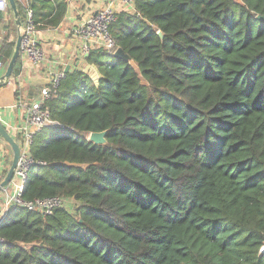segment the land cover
Here are the masks:
<instances>
[{"label": "trees", "instance_id": "1", "mask_svg": "<svg viewBox=\"0 0 264 264\" xmlns=\"http://www.w3.org/2000/svg\"><path fill=\"white\" fill-rule=\"evenodd\" d=\"M90 1V0H87ZM37 31L66 0H15ZM10 15V14H8ZM264 0H135L45 107L0 264H264ZM22 20V18H21ZM163 33V38L158 36ZM14 41L0 45L7 65ZM18 58L12 77L19 75ZM107 132L105 145L85 136Z\"/></svg>", "mask_w": 264, "mask_h": 264}, {"label": "built area", "instance_id": "2", "mask_svg": "<svg viewBox=\"0 0 264 264\" xmlns=\"http://www.w3.org/2000/svg\"><path fill=\"white\" fill-rule=\"evenodd\" d=\"M134 3L135 0H112L109 4L84 19L75 27L73 34L80 41V55L82 58L86 57L94 49H102L111 56L114 54L117 48L112 39L109 27L115 21V6L119 5L123 10L130 12ZM8 11L7 0H0V14H6ZM20 35L19 60L22 63L23 61L28 63L31 67H37L43 64L46 60L45 53L37 40L33 12L27 8L23 12ZM1 67L2 63L0 61V76L2 75ZM64 78V69H47L45 84L40 89L39 99L31 101L27 105L17 103L11 107L17 108L20 106L24 109L21 121L12 128L13 139L19 147L20 155L14 178L0 193L3 195L0 207V216L3 217L0 218V224L10 211L15 208L27 212H40L45 216H52L55 210L64 204L63 200L59 197L35 199L30 202L23 201L21 198L30 171L35 167L44 166V163L32 159L31 146L35 136L43 128L54 125L50 112L45 107V104L50 100L51 96L56 94ZM18 82L19 75L11 77L6 81L5 85L15 89L16 83ZM2 125L5 127L3 123ZM2 243L3 240L0 239V244ZM261 251H264V245Z\"/></svg>", "mask_w": 264, "mask_h": 264}, {"label": "crops", "instance_id": "3", "mask_svg": "<svg viewBox=\"0 0 264 264\" xmlns=\"http://www.w3.org/2000/svg\"><path fill=\"white\" fill-rule=\"evenodd\" d=\"M66 1L67 11L62 26L57 29L47 28L37 31V40L44 50L45 62L37 67H31L28 63L20 61L18 64L19 82L16 83V88L13 89L11 86L5 85L0 89V120L12 137L14 136L12 128L21 121L24 110L20 106L11 108L12 105L17 103L27 105L31 101L39 99L40 89L45 84L47 69H68L67 71H69L77 68L89 71L93 75L96 74L95 68L87 65L81 57L80 41L74 36L73 31L84 19L109 4L112 0ZM115 8L118 13L123 10L119 5ZM27 9L31 10L29 7ZM9 20L15 26L10 11L6 14H0V45L3 42L10 43L13 41V36L8 33L7 26L3 25L4 21L8 22ZM5 69L6 65L2 63V74ZM3 142L0 140V182L4 179L10 167V154H12L10 147H7ZM2 198L3 195L0 194V207Z\"/></svg>", "mask_w": 264, "mask_h": 264}, {"label": "water", "instance_id": "4", "mask_svg": "<svg viewBox=\"0 0 264 264\" xmlns=\"http://www.w3.org/2000/svg\"><path fill=\"white\" fill-rule=\"evenodd\" d=\"M9 11L12 14L14 25L16 28V40L14 42L13 51L11 58L7 64V67L4 71V73L0 76V89L5 86L6 81H8L12 77L13 69L16 65V62L20 55V41H21V35H20V28H21V16L17 9V4L15 0H7ZM258 20H264V17L257 16ZM158 36L162 39L163 33L158 32ZM115 59H121L124 61H128L129 58L127 55L124 54V52L121 49H116L114 54L112 55ZM68 69L65 70L67 72ZM107 135V132H100V133H90L87 137V141L95 144V145H105V137ZM0 139H2L11 149L12 152V160L10 167L7 170V173L4 177V179L0 182V193L10 184L12 179L14 178L15 169L17 166V162L20 155V150L13 139V137L9 134V132L5 129V127L2 125L0 121Z\"/></svg>", "mask_w": 264, "mask_h": 264}, {"label": "rangeland", "instance_id": "5", "mask_svg": "<svg viewBox=\"0 0 264 264\" xmlns=\"http://www.w3.org/2000/svg\"><path fill=\"white\" fill-rule=\"evenodd\" d=\"M10 18V17H9ZM3 25L4 26H7V28H8V33H10L12 36H13V41L15 42V40H16V28H15V26H13V22L11 21V20H9L8 22L7 21H4L3 22ZM3 27V26H2ZM1 28V27H0ZM6 28V29H7ZM6 67H7V65H6ZM86 138L88 137V135L87 136H85ZM0 140H2V139H0ZM2 142H3V140H2ZM7 147H9L8 146V144H6L5 142H3ZM11 160H12V154H10V162H11ZM9 166V165H8Z\"/></svg>", "mask_w": 264, "mask_h": 264}]
</instances>
